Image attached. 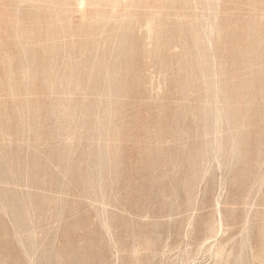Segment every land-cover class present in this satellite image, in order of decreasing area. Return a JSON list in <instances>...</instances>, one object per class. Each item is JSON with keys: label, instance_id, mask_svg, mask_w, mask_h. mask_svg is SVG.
<instances>
[{"label": "rangeland", "instance_id": "1", "mask_svg": "<svg viewBox=\"0 0 264 264\" xmlns=\"http://www.w3.org/2000/svg\"><path fill=\"white\" fill-rule=\"evenodd\" d=\"M99 1L0 0V264H264V0Z\"/></svg>", "mask_w": 264, "mask_h": 264}, {"label": "bare ground", "instance_id": "2", "mask_svg": "<svg viewBox=\"0 0 264 264\" xmlns=\"http://www.w3.org/2000/svg\"><path fill=\"white\" fill-rule=\"evenodd\" d=\"M51 1V0H50ZM81 1H83V0H81ZM103 1V0H102ZM102 1H99V3L100 2H102ZM110 1V0H109ZM113 1V0H112ZM118 1V0H117ZM117 1H114V2H116V3H118ZM126 1V0H125ZM75 2V1H74ZM113 2V3H114ZM50 3V2H49ZM107 3V2H106ZM110 3V2H109ZM115 3V4H116ZM52 4V3H51ZM64 4V7L66 8V6H68L69 4L68 3H66V5H65V3H63ZM68 4V5H67ZM82 5H83V2L81 3ZM115 4H114V6H115ZM77 5V4H76ZM82 5H81V7H82ZM96 5V4H95ZM105 5V4H104ZM110 5H111V3H110ZM78 6V5H77ZM76 6V7H77ZM69 7V6H68ZM71 7V6H70ZM70 7H69V9H70ZM79 8L78 9H80L81 7L80 6H78ZM112 7V6H111ZM111 7H109V8H111ZM122 7V6H121ZM72 8V7H71ZM114 8V7H113ZM112 8V9H113ZM123 8V7H122ZM94 9V8H93ZM92 9V10H93ZM95 9H96V7H95ZM99 9H100V7H99ZM102 9V8H101ZM72 10V9H71ZM71 10H70V12H71ZM123 10H124V8H123ZM99 11V10H98ZM101 11V10H100ZM111 11H113V10H111ZM69 12V13H70ZM123 12V11H122ZM151 20V19H150ZM150 20H148V21H150ZM147 24H148V22H146V26H147ZM149 24H151L150 22H149ZM148 24V25H149ZM151 26V25H150ZM150 26H149V28H147L149 31L148 32H150L151 31V29H150ZM218 203V202H217ZM219 204V203H218ZM218 206V205H217ZM252 207V206H251ZM217 214L219 215V217H218V221H217V225H214V224H212V226H210V228H209V233H207V234H202V236H201V238L200 239H197L196 240V242L202 247V244H208V251H209V253H210V255L211 256H216V257H220V256H222L225 252H227V249H226V239L225 240H221V239H218L217 238V236H219V234H221V233H223V214H222V212H221V210L220 209H218L217 210ZM249 214V213H248ZM217 215V216H218ZM246 216H248V215H246ZM248 220L246 219V222H247ZM245 223V222H244ZM246 224V223H245ZM244 224V225H245ZM226 227V226H225ZM247 227V226H246ZM244 231V230H243ZM246 233H248V232H246ZM185 234V233H184ZM224 234V233H223ZM246 235H248V234H246ZM219 237H221V236H219ZM228 238H230V237H228ZM227 238V239H228ZM232 239V238H231ZM247 239V238H246ZM230 240V239H229ZM232 241V240H231ZM249 241V240H248ZM247 241V242H248ZM242 243H243V241H242ZM243 245H244V243H243ZM243 245H242V247H243ZM251 245V244H250ZM204 246V245H203ZM232 246H233V244H232ZM201 247H199V248H197V249H202ZM250 247V246H249ZM229 248V247H228ZM231 248V247H230ZM229 248V249H230ZM244 248V247H243ZM229 249H228V251H229ZM241 249V248H240ZM249 249H251V248H249ZM241 251V250H240ZM256 251V250H255ZM200 253H201V251H199ZM199 252L198 253H196L195 252V254H199ZM202 252H204V250L202 251ZM228 253V252H227ZM227 253H225V255L227 254ZM229 254H230V252H229ZM229 254H228V256H229ZM251 254H252V252H251ZM190 255V254H189ZM240 256H241V254H239ZM210 256V257H211ZM198 257V256H197ZM227 257V256H226ZM254 257V256H253ZM252 257V258H253ZM189 258V257H188ZM206 258V257H205ZM222 258V257H221ZM255 258H257V257H255ZM193 259V258H192ZM202 259V258H201ZM237 259V258H236ZM223 260V259H222ZM255 262H257L258 261V259H257V261H256V259H253ZM252 260V261H253ZM220 262V261H219ZM226 262V261H225ZM224 262V263H225ZM221 263H223V262H221ZM32 264V263H31ZM212 264V263H211ZM256 264V263H255ZM259 264H261L260 262H259Z\"/></svg>", "mask_w": 264, "mask_h": 264}]
</instances>
